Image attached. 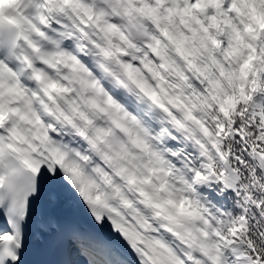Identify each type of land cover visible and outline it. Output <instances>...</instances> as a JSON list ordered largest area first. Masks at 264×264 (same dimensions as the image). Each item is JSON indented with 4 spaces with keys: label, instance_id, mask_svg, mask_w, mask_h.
I'll return each instance as SVG.
<instances>
[{
    "label": "snow or ice",
    "instance_id": "6c2138e0",
    "mask_svg": "<svg viewBox=\"0 0 264 264\" xmlns=\"http://www.w3.org/2000/svg\"><path fill=\"white\" fill-rule=\"evenodd\" d=\"M0 264H264V0H0Z\"/></svg>",
    "mask_w": 264,
    "mask_h": 264
}]
</instances>
